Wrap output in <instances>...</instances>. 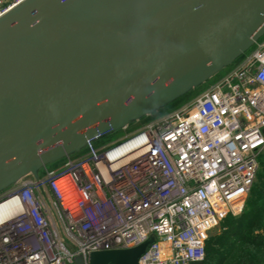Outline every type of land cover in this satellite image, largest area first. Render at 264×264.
Returning a JSON list of instances; mask_svg holds the SVG:
<instances>
[{
    "label": "built area",
    "instance_id": "obj_1",
    "mask_svg": "<svg viewBox=\"0 0 264 264\" xmlns=\"http://www.w3.org/2000/svg\"><path fill=\"white\" fill-rule=\"evenodd\" d=\"M24 1L0 0V17ZM252 47L191 104L89 139L0 192V264H89L150 237L138 264L204 260L211 231L243 211L264 152V40Z\"/></svg>",
    "mask_w": 264,
    "mask_h": 264
},
{
    "label": "water",
    "instance_id": "obj_2",
    "mask_svg": "<svg viewBox=\"0 0 264 264\" xmlns=\"http://www.w3.org/2000/svg\"><path fill=\"white\" fill-rule=\"evenodd\" d=\"M4 20L0 192L233 64L264 35V0H26ZM153 241L89 264H138Z\"/></svg>",
    "mask_w": 264,
    "mask_h": 264
},
{
    "label": "trees",
    "instance_id": "obj_3",
    "mask_svg": "<svg viewBox=\"0 0 264 264\" xmlns=\"http://www.w3.org/2000/svg\"><path fill=\"white\" fill-rule=\"evenodd\" d=\"M219 228L206 242L204 260L191 264H264V152L243 211Z\"/></svg>",
    "mask_w": 264,
    "mask_h": 264
},
{
    "label": "rangeland",
    "instance_id": "obj_4",
    "mask_svg": "<svg viewBox=\"0 0 264 264\" xmlns=\"http://www.w3.org/2000/svg\"><path fill=\"white\" fill-rule=\"evenodd\" d=\"M260 40L261 41L264 40V36H262L260 38ZM253 49H254V47L250 48L247 51V53L251 52ZM236 64H237V62H234L231 65H226V66L222 67L216 73L212 74L211 76L206 78L201 83L197 84L196 86H194L191 89H189L188 91H186V93H184L182 96H180L176 100L171 101L170 103H168L166 105H163L161 108L158 109V111L151 113L153 115L152 116L153 119L147 120L150 118V116H148V117L145 116L144 118H141V120H144L141 124H136L131 129H134L135 127L136 128L141 127L142 124L147 123V122H152L154 119L160 117V115L169 113L175 109H178L180 107H184V106L191 104L202 93H204L210 87L215 85L219 80L223 79L231 70H233L236 67ZM154 117H156V118H154ZM124 134H125V131L120 130L108 138L114 140V139L122 137ZM65 160L66 159H62L60 161L50 163L47 166L50 168L59 167V166L63 165V163H65ZM44 169L45 168L41 169V171L39 173L40 175L42 174ZM219 230H220V228H216V229L211 231V234H215V233L219 232Z\"/></svg>",
    "mask_w": 264,
    "mask_h": 264
},
{
    "label": "bare ground",
    "instance_id": "obj_5",
    "mask_svg": "<svg viewBox=\"0 0 264 264\" xmlns=\"http://www.w3.org/2000/svg\"><path fill=\"white\" fill-rule=\"evenodd\" d=\"M11 11V10H10ZM9 12V11H8ZM5 15V14H4ZM3 15V16H4ZM2 17V16H1ZM0 17V18H1ZM5 22V20L4 21H0V26L3 24ZM194 84V82H192L190 85H193ZM189 86V85H188ZM186 87H184L183 89H185ZM182 89V90H183ZM172 97V95L171 96H168V97H164L163 99H160L159 101H156L155 103H153V104H151V105H149V106H147V107H145L144 109H142L141 111H137V112H135V113H133L132 114V118H137V117H139V114H141V113H147V112H149L153 107H155V106H157L158 104H161L162 102H164V101H166V100H168L169 98H171ZM28 171V170H27ZM27 171H25V172H23L22 174H26V172ZM23 177V176H22Z\"/></svg>",
    "mask_w": 264,
    "mask_h": 264
}]
</instances>
